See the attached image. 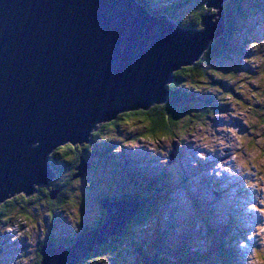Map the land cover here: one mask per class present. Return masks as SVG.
<instances>
[{
    "label": "water",
    "instance_id": "1",
    "mask_svg": "<svg viewBox=\"0 0 264 264\" xmlns=\"http://www.w3.org/2000/svg\"><path fill=\"white\" fill-rule=\"evenodd\" d=\"M225 1L206 3L215 13L198 30L138 0H0V204L55 179L59 147L91 142L120 113L163 104L175 71L225 33ZM101 204L107 222L75 242L48 240L41 264H78L122 235L141 207L136 199Z\"/></svg>",
    "mask_w": 264,
    "mask_h": 264
},
{
    "label": "rangeland",
    "instance_id": "2",
    "mask_svg": "<svg viewBox=\"0 0 264 264\" xmlns=\"http://www.w3.org/2000/svg\"><path fill=\"white\" fill-rule=\"evenodd\" d=\"M148 1L154 9L160 10L166 5L177 4L179 0ZM203 3L204 0H189L186 9L179 11V19L189 23L192 12ZM249 4L253 16L244 18L238 13L235 18L237 38L239 35L246 40L241 53L248 60L240 61L232 55L230 60L227 55L221 60L206 63L207 71L218 69L215 71L217 76H212L217 81L206 82L199 88L202 91L212 87L209 91H216L220 88V81L223 86L237 89L240 96L236 97L237 101H230L223 93L219 94L225 96L222 105L216 108L218 100L213 101L209 116L192 122L181 118L172 134L164 137L149 139L141 135L145 123L139 118L120 123V134L116 129L112 132L109 129L110 136H114L112 141L103 139L95 146L97 151L102 147L109 152L104 156L96 155L91 160L90 175L94 185L91 189L82 188V203L71 204L69 209L73 216L58 210L57 218L52 220L48 217L45 202L42 206L28 205V218H16L12 226L3 230L0 263L32 264L39 244L48 235L58 239L65 230L67 235L74 236L80 232L74 218L85 223L94 220L99 208L96 198L100 195L105 193L112 197L117 192L142 195L141 188L159 189L166 175L171 174L173 186L163 191V195L168 194L167 198L154 206L160 207L161 219L143 226L136 223L131 234L124 236L122 243L117 241L115 250L110 251L107 257L91 259L87 264H137L141 255L137 251L140 247L136 249L138 245L142 248L147 246L150 252L156 251L171 259L181 258L180 254L196 259L204 255L209 260L207 264H220L216 247L225 242V238H230L226 234L220 235L228 231V222L235 225L236 219L242 231L230 244L238 264H264V76L258 72L264 66L260 58L264 54V8ZM243 25L254 28L246 39H243L242 33L246 31ZM223 65L234 69H230L231 72ZM239 66L244 70L239 69L237 73ZM247 70L250 74L244 75ZM104 171L108 176H103ZM97 173H102L103 184ZM133 174L138 177L140 188L129 180V175ZM78 188L81 189L80 186ZM158 193V190L154 192L155 195ZM208 222L215 235L209 234ZM122 235L114 238L120 240ZM148 237V244L143 246L141 240Z\"/></svg>",
    "mask_w": 264,
    "mask_h": 264
},
{
    "label": "trees",
    "instance_id": "3",
    "mask_svg": "<svg viewBox=\"0 0 264 264\" xmlns=\"http://www.w3.org/2000/svg\"><path fill=\"white\" fill-rule=\"evenodd\" d=\"M138 1L142 5L147 7L149 12H151L153 15H167L169 19L174 20L177 24L186 29L200 28L202 17L208 12L215 13V10L209 9L206 6V3L209 0H204V3L192 12V16L188 20L189 23H184L179 19L180 16L178 14L181 9H186L189 0H179L177 4L166 5L160 10H156L157 8L154 9V7L150 5V1L148 0ZM249 2H251V5L253 6H260V8H264L263 0H226L223 3L225 13V33L220 38L214 40L211 43V46L206 50L201 59L194 65L182 67L181 69L175 71L174 81L167 85L170 95L163 104L154 105L148 110L140 109L120 113L112 121L102 123L99 126V129L92 133L91 142L76 145L69 143L59 147L51 156V168L56 173L55 179H53L48 185H42L38 187V192L30 197L26 196L25 194H20L0 204V239L3 230L12 226L16 218H28V205L35 204L36 206H42V203L45 202L48 209V217L52 220H55L57 218L58 210L67 213L68 216H73L69 209L71 204L78 205L79 203H82L84 200V197L81 193L82 188L84 189L85 187L91 189V186L94 185L92 184V177L90 175V170L93 166L91 160H94V156L96 155L100 154L104 156L109 152L107 148L103 150V148L100 147L102 148L103 152L100 148L99 151H97L95 148L96 145L98 146L99 144H101V141L103 139L107 140L108 142L112 141L114 136H110L109 129L111 130V132L112 130L116 129L117 133L120 134V123H122L123 121H129L139 118L145 123L144 132L141 133V135H144V137L149 139L152 137H164L172 134L174 129L180 124L181 118H185L188 122H192L194 120H202L203 118L209 116L212 113L214 107L213 101L215 100H218L216 108L222 105L221 102L222 100H224L225 96L228 97L230 101H237L236 97H240L239 95H237V89L234 86L232 88L225 85L223 86L222 82L220 81L218 84L220 88H218L216 91H209V89L212 90V87H209L207 90L203 89L202 91H200L199 88L204 85V83L206 84V82L209 84L211 82L216 83L217 81L214 80L212 76H217L215 74V71H218V69L207 71L204 66L206 63H210L214 59L221 60L227 55L230 60L233 59L231 58L232 56H236L237 59H240V61L248 60L246 59L248 57H246L245 54L241 53V49L246 40H242V37L239 38V35L237 38V23L235 18L237 17L238 13L244 18L253 16V9L252 6H250ZM243 29H246L247 31H245V34L244 32L242 33L244 35L243 39H246V37L249 36L248 32L253 31L254 28H251V26L248 28V26L243 25ZM260 58L264 63V54H262ZM225 66L226 65H223L222 67L226 68V70L231 71L234 69ZM239 69L244 70L243 67L239 66L237 67V73ZM249 72L250 71L248 70L246 72L244 71V75L250 74ZM258 72L261 76H264V66L263 68L258 70ZM222 93L225 96L219 95ZM262 121H264V116L262 118ZM103 158H101L102 162H106L103 161ZM84 165H87V168L86 170H84V172H82ZM100 165L102 168H104V165H102L101 163ZM101 174L102 173L98 174V179L102 181L101 184H103L104 178ZM103 176H108L106 171L103 172ZM166 177L167 178L165 179L164 184H162L159 189L154 187L153 191H151L149 188H147V191L146 189L141 188V191L143 193L142 195H127L122 194L121 192L120 194L118 192L117 194L115 193V195L112 197L106 196L107 194L105 193L100 195L98 198H96V202L99 208L97 213L95 214L96 217H94V220L92 222L85 223L83 222V220L78 219L77 217L74 218L76 224L78 225L77 228L80 230V232L78 231L74 236L67 235V231L65 230L64 232H61L58 240H55L54 238L52 239V236L49 237L50 235H48L47 238L39 244L36 260L32 264H41L43 259L42 247L47 243L48 240H54L56 245H59L61 243L66 244L68 242H75L79 238H81L87 231L104 225L109 218L106 210L102 207L101 204V201L104 198L111 199L113 201L128 199L129 197L136 198L137 201L140 200L141 207L136 215L129 221L127 229L123 233L120 240L117 239V237L114 238L115 236L111 237V240L109 242L110 244L107 243L106 245H99L95 249V251L91 252L78 264H87V262H89V260L91 259L97 260L101 257H107L110 251L115 250L114 246L117 241H120V243H122V240L125 239L123 237L131 234L133 225L140 222L139 225L143 226L157 221L158 218L161 219V215L159 213V211L161 212L160 207L154 206L156 205V203H158L159 200L167 198L168 194L163 195V191H165V189L169 188L170 186H173L174 183V177L171 174L166 175ZM128 178L131 182H135V185L140 188V184L138 182V177L136 176V174L129 175ZM100 181H97L96 183L100 184ZM154 184L155 183H153V185ZM78 186H80L81 189H79ZM112 189L114 190L115 188ZM157 190L159 193L155 195L154 192H157ZM166 218L169 217H167L166 215ZM234 222L235 225L232 223V221L228 222L230 225L228 231H225L220 235V237L225 234L227 236H230V238H225L227 239L225 242L219 243V245L216 247L217 252L220 256V264H238V259L234 253V250H232V245L230 243L233 242L234 237L237 238V236H240L242 228H240V225L237 223V219ZM173 226L171 225V227ZM206 228L208 232L209 230H211L209 234L215 235L213 231L214 229L211 228L210 222L207 223ZM244 233L245 232L243 231V234ZM243 237H245V235H243ZM141 241L143 243V246L147 245L149 237L147 239L143 238ZM139 247L140 249L137 251H139L141 255L137 258V264H141V260L143 258H148L149 256L162 261L170 262L171 264H207V261L209 263V260H206L204 255L201 259H196L187 254H180L181 258L171 259V257H167L168 255L165 256L163 254L162 256V253L157 254L155 253L156 251L150 252L151 249L147 246L145 248H142L138 245L136 249H138ZM0 264H2V262Z\"/></svg>",
    "mask_w": 264,
    "mask_h": 264
},
{
    "label": "flooded vegetation",
    "instance_id": "4",
    "mask_svg": "<svg viewBox=\"0 0 264 264\" xmlns=\"http://www.w3.org/2000/svg\"><path fill=\"white\" fill-rule=\"evenodd\" d=\"M55 240H58V239H56V238H54Z\"/></svg>",
    "mask_w": 264,
    "mask_h": 264
},
{
    "label": "bare ground",
    "instance_id": "5",
    "mask_svg": "<svg viewBox=\"0 0 264 264\" xmlns=\"http://www.w3.org/2000/svg\"><path fill=\"white\" fill-rule=\"evenodd\" d=\"M150 257V256H149Z\"/></svg>",
    "mask_w": 264,
    "mask_h": 264
}]
</instances>
